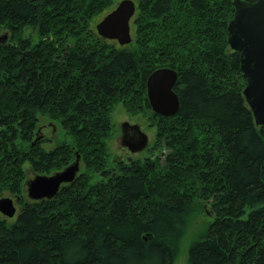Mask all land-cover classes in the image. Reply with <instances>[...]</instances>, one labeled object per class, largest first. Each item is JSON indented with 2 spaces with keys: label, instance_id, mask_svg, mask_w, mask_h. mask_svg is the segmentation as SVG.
<instances>
[{
  "label": "trees",
  "instance_id": "trees-1",
  "mask_svg": "<svg viewBox=\"0 0 264 264\" xmlns=\"http://www.w3.org/2000/svg\"><path fill=\"white\" fill-rule=\"evenodd\" d=\"M117 1L0 0V194L19 205L0 212V264H175L183 249L184 264H264V126L226 38L232 0H135L124 43L95 27ZM158 65L177 70L173 114L146 96ZM117 102L151 108L157 152L111 159ZM42 114L66 136L47 150ZM75 151L73 180L26 195V165L50 173Z\"/></svg>",
  "mask_w": 264,
  "mask_h": 264
},
{
  "label": "water",
  "instance_id": "water-1",
  "mask_svg": "<svg viewBox=\"0 0 264 264\" xmlns=\"http://www.w3.org/2000/svg\"><path fill=\"white\" fill-rule=\"evenodd\" d=\"M233 12L226 24L229 45L239 51L240 67L245 76L242 88L256 124L264 126V0H232ZM135 0H118L96 22L99 34L115 38L119 43L128 42L132 35L130 18L135 11ZM5 37V33H0ZM177 70L170 65H158L146 76V96L155 112L164 115L178 110L179 98L173 88ZM122 145L130 151L141 150L147 145L148 135L136 122L121 120ZM80 154L62 168L50 173H35L25 180L26 195L31 199L54 196L61 185L73 180L79 170ZM16 197L0 196V212L8 217L17 211ZM144 237L146 235L144 234Z\"/></svg>",
  "mask_w": 264,
  "mask_h": 264
},
{
  "label": "rangeland",
  "instance_id": "rangeland-1",
  "mask_svg": "<svg viewBox=\"0 0 264 264\" xmlns=\"http://www.w3.org/2000/svg\"><path fill=\"white\" fill-rule=\"evenodd\" d=\"M131 21V20H130ZM131 31H133V26L131 24ZM153 111L149 107H138L136 110H127L121 102H117L114 104L111 113H110V134L107 138L108 150L110 153L111 159L122 161L128 160L130 158H143L149 155L151 152H157L158 148L155 147L156 142V117L152 116ZM128 119L129 122H136L140 125V127L147 133L148 142L147 145L141 150L130 151L128 147L122 145L120 142L121 139V120ZM40 122L38 123V134L42 137V141L40 142L43 148L50 149L55 146L58 142H60L64 137V129L61 128L58 120H54L42 114L40 116ZM36 131V130H35ZM64 138V139H65ZM157 146V145H156ZM160 160L162 161L164 158V152L159 153ZM72 160V159H71ZM113 163V162H112ZM84 168L80 162L79 170L83 171ZM26 176L25 180L32 177L35 173L28 165L25 166ZM97 177V176H96ZM24 185V189H25ZM1 195H10L8 193H3ZM13 196V195H11ZM15 205L18 208V203L15 201ZM210 216L206 213V210L203 209L202 213L199 214L193 221L190 222L189 228L187 230V235L193 234L196 230H201L205 223L208 222ZM187 238V237H186ZM185 251L180 253L179 257L175 261V264H184Z\"/></svg>",
  "mask_w": 264,
  "mask_h": 264
}]
</instances>
